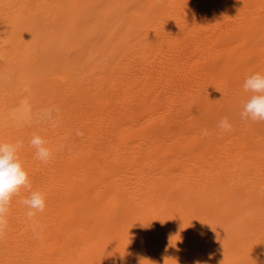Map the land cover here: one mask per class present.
I'll list each match as a JSON object with an SVG mask.
<instances>
[{
	"label": "bare ground",
	"instance_id": "6f19581e",
	"mask_svg": "<svg viewBox=\"0 0 264 264\" xmlns=\"http://www.w3.org/2000/svg\"><path fill=\"white\" fill-rule=\"evenodd\" d=\"M253 73L264 0H0V143L22 142L31 184L0 264H264Z\"/></svg>",
	"mask_w": 264,
	"mask_h": 264
},
{
	"label": "clouds",
	"instance_id": "9594fccd",
	"mask_svg": "<svg viewBox=\"0 0 264 264\" xmlns=\"http://www.w3.org/2000/svg\"><path fill=\"white\" fill-rule=\"evenodd\" d=\"M246 92L251 93L243 103L240 117L243 120L264 121V74L253 73L247 76L243 83ZM217 127L229 132L232 125L227 118L218 122ZM83 135V133H77ZM206 134V130H204ZM36 150V158L42 162H47L51 158V151L46 147V142L39 136H34L30 141ZM22 146L21 141L15 143H0V233L7 226L6 215L12 198L19 194L20 190L31 189L28 173L18 155ZM21 203L27 208L26 216L29 220L36 216L38 212H43L46 207L44 195L39 191H30V194L22 199ZM34 236L39 239L40 233L34 231ZM143 259L140 261L142 264ZM195 264H201L196 261Z\"/></svg>",
	"mask_w": 264,
	"mask_h": 264
}]
</instances>
